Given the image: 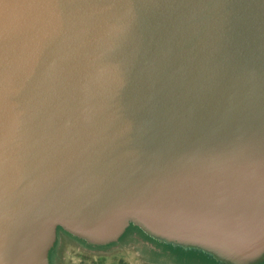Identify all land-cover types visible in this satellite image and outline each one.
<instances>
[{
	"label": "water",
	"instance_id": "1",
	"mask_svg": "<svg viewBox=\"0 0 264 264\" xmlns=\"http://www.w3.org/2000/svg\"><path fill=\"white\" fill-rule=\"evenodd\" d=\"M131 232L264 262V0H0V264Z\"/></svg>",
	"mask_w": 264,
	"mask_h": 264
},
{
	"label": "rangeland",
	"instance_id": "2",
	"mask_svg": "<svg viewBox=\"0 0 264 264\" xmlns=\"http://www.w3.org/2000/svg\"><path fill=\"white\" fill-rule=\"evenodd\" d=\"M59 237L61 247L58 251V264H181L182 261L180 259L182 255H171L165 248H159L158 253L153 254L148 241L134 232L116 246L98 247L94 250L73 242L75 239L66 234L61 233ZM160 254L166 255V258L159 257ZM207 261L196 263V258H193L187 264H208Z\"/></svg>",
	"mask_w": 264,
	"mask_h": 264
}]
</instances>
